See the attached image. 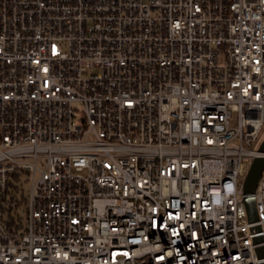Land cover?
Instances as JSON below:
<instances>
[{
	"label": "built area",
	"instance_id": "obj_1",
	"mask_svg": "<svg viewBox=\"0 0 264 264\" xmlns=\"http://www.w3.org/2000/svg\"><path fill=\"white\" fill-rule=\"evenodd\" d=\"M263 141L264 0H0V264H264Z\"/></svg>",
	"mask_w": 264,
	"mask_h": 264
},
{
	"label": "water",
	"instance_id": "obj_2",
	"mask_svg": "<svg viewBox=\"0 0 264 264\" xmlns=\"http://www.w3.org/2000/svg\"><path fill=\"white\" fill-rule=\"evenodd\" d=\"M259 152L262 155L264 154V141L259 148ZM263 168H264V156H259L255 158L244 184V194L246 195L245 203H246V208L250 222H255L258 219L256 204L252 195L256 191ZM258 229H259L258 227L253 228V231L256 232L258 231ZM261 241H262L261 237L255 239L256 243H260ZM257 252L260 257H264V247L258 248Z\"/></svg>",
	"mask_w": 264,
	"mask_h": 264
},
{
	"label": "rangeland",
	"instance_id": "obj_3",
	"mask_svg": "<svg viewBox=\"0 0 264 264\" xmlns=\"http://www.w3.org/2000/svg\"><path fill=\"white\" fill-rule=\"evenodd\" d=\"M27 190H28V187H27Z\"/></svg>",
	"mask_w": 264,
	"mask_h": 264
}]
</instances>
